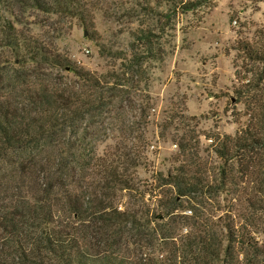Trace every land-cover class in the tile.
Listing matches in <instances>:
<instances>
[{
	"label": "trees",
	"instance_id": "1",
	"mask_svg": "<svg viewBox=\"0 0 264 264\" xmlns=\"http://www.w3.org/2000/svg\"><path fill=\"white\" fill-rule=\"evenodd\" d=\"M196 7L186 3L181 9L186 13ZM31 8L68 15L95 31L89 0H0V51L10 57L2 58L0 67L51 66L72 73L71 83L78 85V90L71 83L64 88L31 85L22 76L0 83V186L11 194L0 207V264H262L264 250L252 233L264 227V77L247 85L251 91L261 87L259 123L250 121L235 136L210 145L219 166L198 161L191 139L184 136L171 168L140 181L137 169L152 168L146 136L100 154L90 137L100 131L94 121L111 118L132 101L126 84L132 88L148 79L140 76L141 59L125 58L129 63L117 76H96L25 30L22 12ZM150 37L142 32L137 39L150 48ZM239 49L264 63V51L254 45ZM85 117L91 119L83 132L78 124ZM12 154L19 158L13 160ZM79 175L91 176L95 187L109 194L98 198L76 189L70 179ZM222 190L249 210L240 215L229 208L206 222L199 208L184 206L205 196L206 209ZM118 192H126L129 200L136 193L141 200L125 209L115 202ZM153 203L157 208L151 210ZM87 221L95 224L85 226ZM124 226L130 235L145 234L161 258L123 253L117 236L122 237ZM179 227L185 233L178 238Z\"/></svg>",
	"mask_w": 264,
	"mask_h": 264
},
{
	"label": "rangeland",
	"instance_id": "2",
	"mask_svg": "<svg viewBox=\"0 0 264 264\" xmlns=\"http://www.w3.org/2000/svg\"><path fill=\"white\" fill-rule=\"evenodd\" d=\"M89 1L94 10V32L65 14L44 13L31 8L22 12V17L29 34L51 48L55 47L77 66L96 76H117L122 64L129 63L125 58L130 60L136 56L141 59L140 76L148 79L135 83L132 88L126 84L124 88L132 92V101L126 100V108L113 111L111 118L94 121L100 130L96 129L95 135L90 137L96 152H111L116 150L115 146L128 145L146 136L150 142L146 151L152 168L150 172L137 169L139 180L145 181L152 178L153 172H167L171 168V157L180 150L178 142L188 136L198 161L207 160L213 166H219L221 161L210 145H217V138L235 136L250 121L259 123L256 99L261 87L251 91L247 85L251 80L255 83L264 77V63L250 60L239 46L249 43L264 51V0ZM186 3L197 7L184 13L181 6ZM142 32L151 36L150 48L137 39ZM8 57L0 51V60L9 61ZM4 65L0 67V83L4 85L5 80L22 76L20 79L28 80L31 85L40 83L64 88L74 79L72 73L51 66ZM70 85L78 90L77 84ZM90 119L85 117L78 124L83 132ZM12 158L16 161L19 156L12 154ZM1 165L0 162V175L3 174ZM34 177L32 175V179ZM93 179L79 175L70 181L76 189L91 192L98 198L109 194L95 187ZM4 190L0 186V207L11 199V194ZM125 194L118 192L115 195L117 205L122 203L126 209L129 204H139L140 195L134 193L129 200ZM234 196L222 190L217 200L209 201L211 206L206 209L205 196L199 201H186L184 206L189 209L196 206L204 220L210 222L217 220L226 209H233L240 215L248 209V204H238ZM219 205L222 210H216ZM154 208H157L155 203L151 210ZM262 218L264 221V214ZM235 221L239 222V219L235 218ZM94 224L87 221L85 226ZM182 233L185 229L179 227L178 238ZM252 234L264 250V227ZM145 238V234L130 235L128 226L123 227L122 237L117 236L126 255L143 253L146 257L154 253L159 256V247L149 248V240Z\"/></svg>",
	"mask_w": 264,
	"mask_h": 264
}]
</instances>
